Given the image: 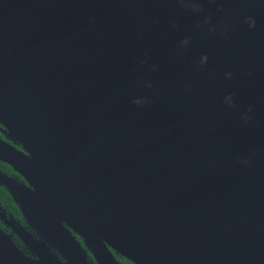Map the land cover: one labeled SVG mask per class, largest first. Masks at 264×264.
I'll return each instance as SVG.
<instances>
[{"label": "water", "instance_id": "obj_1", "mask_svg": "<svg viewBox=\"0 0 264 264\" xmlns=\"http://www.w3.org/2000/svg\"><path fill=\"white\" fill-rule=\"evenodd\" d=\"M0 125V264H264V0H0Z\"/></svg>", "mask_w": 264, "mask_h": 264}, {"label": "flooded vegetation", "instance_id": "obj_2", "mask_svg": "<svg viewBox=\"0 0 264 264\" xmlns=\"http://www.w3.org/2000/svg\"><path fill=\"white\" fill-rule=\"evenodd\" d=\"M2 128L3 127L0 125V138L4 139L8 143L13 144L18 149H21V146L18 143L13 142L6 137L5 132L2 131ZM0 173L13 179L17 183V187L22 188L25 197L28 196L29 191L31 192L33 190L29 182L19 172H17L12 165L1 160ZM22 208L23 207H21V205L15 201L13 195L11 194V191H9V189H7L5 185L0 184V228L7 234H9L13 241L21 249H23L25 252H28L29 250L27 246L17 235L14 228H23L31 232L35 236L37 232L27 220L25 213L26 209Z\"/></svg>", "mask_w": 264, "mask_h": 264}, {"label": "trees", "instance_id": "obj_3", "mask_svg": "<svg viewBox=\"0 0 264 264\" xmlns=\"http://www.w3.org/2000/svg\"><path fill=\"white\" fill-rule=\"evenodd\" d=\"M116 258L121 264H134L132 261L128 260L127 258L123 256L117 255Z\"/></svg>", "mask_w": 264, "mask_h": 264}]
</instances>
